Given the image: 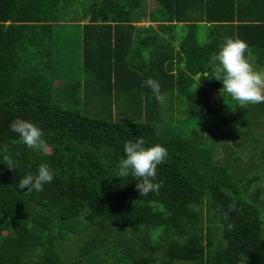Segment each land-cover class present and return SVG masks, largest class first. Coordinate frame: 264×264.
Listing matches in <instances>:
<instances>
[{"label": "trees", "instance_id": "1", "mask_svg": "<svg viewBox=\"0 0 264 264\" xmlns=\"http://www.w3.org/2000/svg\"><path fill=\"white\" fill-rule=\"evenodd\" d=\"M153 1L0 0V151L17 164L0 155V264H264V136L245 165L225 137L264 133V103L241 108L209 66L239 37L264 70V0ZM17 118L48 150L10 131ZM141 136L168 151L158 195L118 177ZM41 163L53 181L19 189Z\"/></svg>", "mask_w": 264, "mask_h": 264}, {"label": "clouds", "instance_id": "2", "mask_svg": "<svg viewBox=\"0 0 264 264\" xmlns=\"http://www.w3.org/2000/svg\"><path fill=\"white\" fill-rule=\"evenodd\" d=\"M255 57L249 50L246 41L239 37H228L221 46L218 54L212 55L209 66L214 78L223 82L222 90L235 100L241 108L247 105L264 103V70H259L254 64ZM144 85L150 87L155 99L163 104L166 93H161L160 84L157 80L147 78ZM10 131L18 133L21 141L29 149L37 151L47 150V141L43 138L44 133L33 122L15 119L10 124ZM3 163L9 169H16L17 164L7 149L0 151ZM124 155L119 161L118 177L127 178L129 175L137 181L136 189L140 196H147L149 193L159 194L163 181H157V167L162 164L168 156L167 149L160 145L145 146L144 138L138 137L135 142L129 140L124 144ZM54 179L53 171L47 163H41L36 174H25L17 187L26 189L29 193L32 190L43 191L45 184H50ZM234 210V205L229 206V211ZM224 219H228L225 213ZM228 229L234 228L229 223Z\"/></svg>", "mask_w": 264, "mask_h": 264}, {"label": "rangeland", "instance_id": "3", "mask_svg": "<svg viewBox=\"0 0 264 264\" xmlns=\"http://www.w3.org/2000/svg\"><path fill=\"white\" fill-rule=\"evenodd\" d=\"M154 5H155V2L153 0H146L147 9L153 7ZM136 24L137 25H145L147 23L136 22ZM63 29L66 30L67 33H69L71 30H73L74 32L77 30L76 26H71V25H64ZM199 37L201 39L204 38V36H199ZM53 83L58 84L59 81L54 80ZM215 97H216V93L210 92L209 97L206 100V104L217 105V103L215 101L216 100ZM252 132H253V135H252ZM252 132H251V136H249V137L247 136L246 139L242 138V141L240 142L239 146L233 145L232 142L235 140L240 141L241 136H236V137L225 136L226 142L229 145L228 152L232 148V149L236 150L237 153L239 154V159L236 161V164L245 165V164L251 163L252 155L256 156L257 153L262 151V144L263 143L260 141V138H261L260 134H262V136H264L263 131L258 128L255 131L252 130ZM47 150H48V148H47ZM217 159L223 161L222 159H224V152L222 150H221V155H219L217 157ZM229 163H232V161ZM259 185L262 186L261 182H259ZM58 247L62 253H66V254H68V253L72 254L73 253L68 246H64L63 240L58 242Z\"/></svg>", "mask_w": 264, "mask_h": 264}]
</instances>
